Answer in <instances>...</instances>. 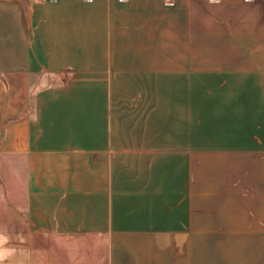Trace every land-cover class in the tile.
Returning a JSON list of instances; mask_svg holds the SVG:
<instances>
[{"label":"crops","instance_id":"obj_1","mask_svg":"<svg viewBox=\"0 0 264 264\" xmlns=\"http://www.w3.org/2000/svg\"><path fill=\"white\" fill-rule=\"evenodd\" d=\"M0 180V264H264V0H0Z\"/></svg>","mask_w":264,"mask_h":264},{"label":"rangeland","instance_id":"obj_2","mask_svg":"<svg viewBox=\"0 0 264 264\" xmlns=\"http://www.w3.org/2000/svg\"><path fill=\"white\" fill-rule=\"evenodd\" d=\"M2 176H3V174H2ZM2 184H3V180L2 181L0 180V220L2 219L3 207L5 206V202H4V200H2L3 195L5 193V191H4L5 189H4V187H2Z\"/></svg>","mask_w":264,"mask_h":264}]
</instances>
